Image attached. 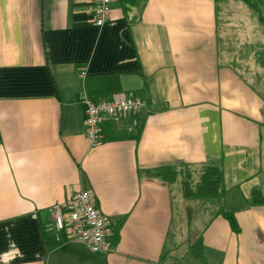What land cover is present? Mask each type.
I'll return each instance as SVG.
<instances>
[{
	"label": "crops",
	"instance_id": "1",
	"mask_svg": "<svg viewBox=\"0 0 264 264\" xmlns=\"http://www.w3.org/2000/svg\"><path fill=\"white\" fill-rule=\"evenodd\" d=\"M93 8L0 0V264H264L255 11L243 0H114L98 27ZM118 90L146 107L105 122L93 147L81 99ZM169 164L220 166L225 194L189 199L180 182L148 177ZM80 191L107 218L106 253L56 229L50 208Z\"/></svg>",
	"mask_w": 264,
	"mask_h": 264
},
{
	"label": "built area",
	"instance_id": "2",
	"mask_svg": "<svg viewBox=\"0 0 264 264\" xmlns=\"http://www.w3.org/2000/svg\"><path fill=\"white\" fill-rule=\"evenodd\" d=\"M113 2L94 0L93 17L98 27L105 26L109 21ZM81 76L86 77L85 70H81ZM81 102L84 106L86 137L93 147L102 141L105 122H119L146 107L142 98L131 97L124 92L100 102H94L85 94ZM50 212L55 217L57 231L66 232L70 241L84 245L95 254L110 250L107 218L98 208L93 192L80 191L73 194L64 206L55 205L50 208Z\"/></svg>",
	"mask_w": 264,
	"mask_h": 264
},
{
	"label": "trees",
	"instance_id": "3",
	"mask_svg": "<svg viewBox=\"0 0 264 264\" xmlns=\"http://www.w3.org/2000/svg\"><path fill=\"white\" fill-rule=\"evenodd\" d=\"M243 1L255 11L260 22L264 26V16L260 7V5L263 4V0ZM259 62L264 66V53L260 54ZM113 80H110L109 84L113 85L115 82ZM104 86L108 87V85ZM105 90L106 89H97L94 92L100 95L106 93ZM117 93H120V91L118 90L116 93L112 94L114 95ZM94 101L98 102V99H94ZM147 175L150 178L158 179L169 184L180 182L184 196L189 199L216 200L221 198L226 191L224 172L220 166L214 164H202L200 166L169 164L148 170ZM254 195L253 204L264 203L263 199L259 200V192H255ZM228 218L231 220L232 225L235 226L232 216H228Z\"/></svg>",
	"mask_w": 264,
	"mask_h": 264
}]
</instances>
